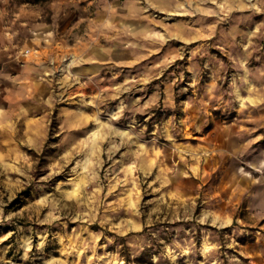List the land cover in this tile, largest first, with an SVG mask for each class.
I'll return each mask as SVG.
<instances>
[{"label": "rangeland", "instance_id": "rangeland-1", "mask_svg": "<svg viewBox=\"0 0 264 264\" xmlns=\"http://www.w3.org/2000/svg\"><path fill=\"white\" fill-rule=\"evenodd\" d=\"M0 264H264V0H0Z\"/></svg>", "mask_w": 264, "mask_h": 264}, {"label": "trees", "instance_id": "trees-1", "mask_svg": "<svg viewBox=\"0 0 264 264\" xmlns=\"http://www.w3.org/2000/svg\"><path fill=\"white\" fill-rule=\"evenodd\" d=\"M36 1H38V0H36Z\"/></svg>", "mask_w": 264, "mask_h": 264}]
</instances>
